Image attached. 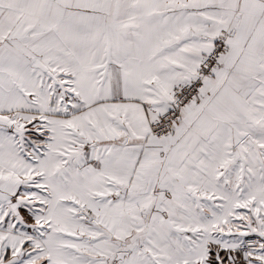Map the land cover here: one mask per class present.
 <instances>
[{
	"label": "snow or ice",
	"instance_id": "obj_1",
	"mask_svg": "<svg viewBox=\"0 0 264 264\" xmlns=\"http://www.w3.org/2000/svg\"><path fill=\"white\" fill-rule=\"evenodd\" d=\"M0 264H264V0H0Z\"/></svg>",
	"mask_w": 264,
	"mask_h": 264
}]
</instances>
